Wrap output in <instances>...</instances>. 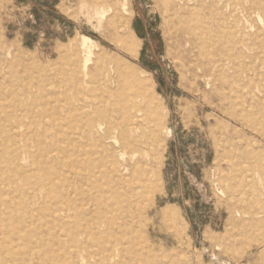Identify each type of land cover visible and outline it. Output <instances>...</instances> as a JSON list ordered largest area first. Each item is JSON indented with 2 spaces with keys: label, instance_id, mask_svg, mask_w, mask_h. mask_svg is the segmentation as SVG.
<instances>
[{
  "label": "rangeland",
  "instance_id": "374dc122",
  "mask_svg": "<svg viewBox=\"0 0 264 264\" xmlns=\"http://www.w3.org/2000/svg\"><path fill=\"white\" fill-rule=\"evenodd\" d=\"M215 1L0 0V219L28 249L46 245L55 264H67L66 230L100 222L104 232L86 246L90 264L110 254L112 264H264V121L254 95L264 0ZM216 49L237 64L235 77L216 66L209 75ZM84 64L94 82L79 93L71 77ZM94 98L111 132L120 112L137 113L140 163L128 171L109 140L103 150L89 136L82 152L65 147L68 105L82 124L81 106ZM71 161L99 162V182L80 188L110 200L79 205L85 212L65 226L44 210L35 233L32 177L49 172L61 193Z\"/></svg>",
  "mask_w": 264,
  "mask_h": 264
},
{
  "label": "bare ground",
  "instance_id": "6f19581e",
  "mask_svg": "<svg viewBox=\"0 0 264 264\" xmlns=\"http://www.w3.org/2000/svg\"><path fill=\"white\" fill-rule=\"evenodd\" d=\"M213 3H216V1L211 0V5H213ZM235 5L239 6L242 9V11H246L248 14L253 13L251 6L245 7L241 1L236 2ZM233 18L234 17L232 15L228 16V20L232 19L231 22L233 23V25H235V24H237L238 21L236 19H233ZM251 29H252L251 26H250V28L243 27L240 29V31L238 33L241 32V34L250 35L249 30H251ZM263 29H264V23L261 24L260 28L255 29L254 32H255V34L258 35V34H261L260 32ZM83 39H84V41L90 42L89 43L90 45H91V42H93V40L91 38L86 37V36L83 37ZM84 46H86V45H84ZM88 49H91V48H88ZM124 49H125V47H124ZM255 51H256V60H257V77H256V83H255L256 94H254V95L257 97L258 115L261 117V120L264 121V39H262V42H260L259 44L256 45ZM86 53H87V51H86ZM89 54H90V51H89ZM89 54H87V55L90 56ZM216 55H217V58L210 62L212 69L209 68V75L214 76V72H215L214 70L215 69L213 68V66H216L218 68L217 70L219 71V73H222L225 76L230 75L231 77H235L237 70H238V67H237V64L234 63V60L232 58H230L227 54L222 53L220 50H219V52H217V49H216ZM85 59H87V58H85ZM71 79H72L71 82L77 85L79 93H85L88 90L89 91L92 90L91 85L94 82V77L92 75V72L90 70H88V68H86L85 64H84V67L81 68L79 74L72 75ZM50 106L51 105H49V107ZM115 107H116V105H115ZM81 108H82V110L80 109V111H81L80 118L84 122L82 124L81 123L78 124L77 123L78 118L76 117V114H75L76 109L72 107V104L68 105V114L66 116V125L67 126L65 127L66 128L65 129L66 130V136H67L65 147L67 148L68 151H70V152L81 151L82 152L83 149L81 150V148L77 147V145H79V141L81 138L89 136L93 139V141H92L93 145L96 148H98V147L101 148L102 150H103V145H105L107 143L106 141L109 140L108 144L110 145V149H114V150L117 149L118 150V155H117L118 160H119L118 165H119L121 171L122 170L124 172L128 171L129 167H130L129 165L132 162H136L137 164L140 163V161L138 159L137 147L140 145L139 142L144 137V135L141 134V128H140L139 123H138L137 113L136 114H129V112H127V113L120 112V114H121L120 125H119V127H117V126L113 127V131L111 132V130L105 128V125L102 122L103 110H102V108L99 109V108L95 107V98L88 100L84 105L81 106ZM85 108H89L90 111H88V110L84 111ZM16 111H18V110H16ZM51 122H52V120H51ZM54 122L52 124H54ZM56 122H57V120H56ZM57 123H59V122H57ZM61 131H63V130H61ZM114 131H119L120 135L122 134L124 136V138H126L127 140L126 141L121 140L117 135L113 134ZM46 132L48 133V131H46ZM166 132L170 134L171 131L169 128H166ZM48 135H50V134H48ZM55 138L56 137L54 135V141H55ZM142 142L143 143H141V145L146 143L145 141H142ZM39 147L41 148V150H43L42 148H44L43 145H40ZM65 147H63V148H65ZM40 148H38V149L40 150ZM58 148H60V147H58ZM129 149H131V152H129ZM47 151L50 152L52 150L48 149ZM103 153H104L103 156L107 154V156L111 157V154L109 151L104 150ZM19 160H20V158L16 156V161H15V158H13L12 164H14L15 166L19 165L20 164ZM48 160L51 161L50 158H48ZM100 167H101V164L99 162L98 163L95 162L92 165V167H90V166L75 167L74 163L72 161L65 164V169L69 173V176L67 177V180H66V182H67L66 188L67 189L64 188L63 192L58 193L56 195L54 194L53 191H55V189L60 186V182L55 180V177L53 175H51L49 172H45V174L42 176H35L34 175L32 177L33 180H32V189L30 191V196L33 200V203L37 205V208H36L37 210L35 211V216H34V220L37 221V223L32 227V230L35 233L41 231V229L39 228L40 227L39 223H40L41 218H43V211L44 210H47L48 216L51 217L52 222H54L53 226H55L56 224H59V223H62V225L65 226L66 222H68L70 219H73V218L79 216L82 212H85L86 209H83V208L79 209L78 208L79 205H84L86 203V201H89V203H91V204L93 203L95 205L96 204L98 205V203L101 201V198H104L107 201L110 197L107 195H102L94 187L88 186V188H82V189L80 188V185L84 184L87 181L94 183L95 181H98L99 178H101L100 177L101 170H99ZM74 168H79L80 171L83 173H81L80 175L76 174L74 171ZM138 172H139V170H138ZM116 174L117 173H115L114 176H117ZM21 176H24V175L21 174ZM107 179H108V177H107ZM104 182H106V181H104ZM106 184H108V183H106ZM133 185H134V183H133ZM116 186H118V185H116ZM106 187H107V185H106ZM128 193H129V190H127L126 193H123V194L128 196ZM130 196H134V195L131 194ZM5 220H7V219H5ZM5 220L0 219V231H1L0 232L1 233L0 264H55L53 262V257L49 253V248L46 245H45V248H41L40 246H38L36 244L37 248L31 247V249H28V246H25V244L23 242V239H24L23 237H22L23 238L22 239L17 233L15 235H11L9 233V231H10L9 224ZM16 230H17V228H16ZM103 230H104V226L100 222H98L96 224H92V225L89 224L87 226H84V225L75 226V228L73 230L67 229L66 230L68 233L67 236L69 237V242L71 243L70 247L72 248L71 252H69L70 254H69L67 264H90V260H88L87 256L85 255V252L87 251L86 246L88 245V243L89 244L94 243L97 240H99V238H100L99 234L104 232ZM39 243H41V242H39ZM110 250H111V252H114V253L117 252L116 247H111ZM103 255H104V253H102V256ZM115 255L116 254H114V255L110 254L109 257L103 256V258H98V259L96 258V259H94L93 263L94 264H112L113 261H111V260L115 257ZM155 264H161V263H155Z\"/></svg>",
  "mask_w": 264,
  "mask_h": 264
}]
</instances>
